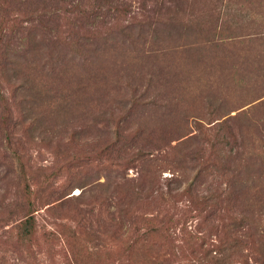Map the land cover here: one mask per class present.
Returning a JSON list of instances; mask_svg holds the SVG:
<instances>
[{
    "label": "rangeland",
    "instance_id": "374dc122",
    "mask_svg": "<svg viewBox=\"0 0 264 264\" xmlns=\"http://www.w3.org/2000/svg\"><path fill=\"white\" fill-rule=\"evenodd\" d=\"M38 2L0 0V117L7 114L0 123V264H143L136 252L121 251V240L106 239V214L113 213L117 220L118 207L113 195L102 199L106 180L121 173L136 177L147 157L163 160L182 125L192 132L193 123H260L264 104L223 115L229 104L206 115L210 108L199 86L208 81V90L229 92L217 85L233 75L230 29L264 30L259 23L233 20L239 19L238 10L256 12L263 19L264 0H52L44 3L52 6L46 12ZM30 8L36 11L33 18H42V13L50 17L46 25L58 35L90 34L99 39L92 65L83 70L91 87L81 90L67 110L55 106L48 123H18L22 94L11 89L1 64L9 32L25 25ZM139 21L145 24L136 26ZM109 32L116 43H104ZM139 33L144 38L138 39ZM94 68L99 71L97 79L89 78L88 71ZM241 108L249 111L240 120L230 118ZM137 153L144 159L126 168L124 159ZM43 175L49 181L45 189ZM161 175L168 176L169 170ZM72 177L99 192L97 203L71 200L63 208L56 206L59 200L54 199L64 191L68 193L62 199L80 191L72 186ZM26 183L39 189L34 228L27 236L18 225ZM188 223L192 228L196 219ZM174 231L158 264L184 261V235L177 226Z\"/></svg>",
    "mask_w": 264,
    "mask_h": 264
},
{
    "label": "trees",
    "instance_id": "16d2710c",
    "mask_svg": "<svg viewBox=\"0 0 264 264\" xmlns=\"http://www.w3.org/2000/svg\"><path fill=\"white\" fill-rule=\"evenodd\" d=\"M36 1L44 4L52 0ZM51 8L46 3L42 10ZM35 13L30 8L25 25L9 32L1 62L7 83L14 92L22 94L18 123H48L56 114L55 106L67 110L74 104L79 92L91 87L83 70L92 65L93 54L98 51L97 36L58 35L55 28L46 25L50 17L47 19L42 13V18L36 19L32 16ZM255 16L256 12L238 10L239 19L233 22L237 24L244 19L264 26V18ZM145 18L148 22V16ZM144 24L139 21L136 26ZM243 28L230 29L233 75L217 85L237 94L210 91L208 81L196 84L205 106L210 108L206 115L217 114L229 104L223 115L245 105L255 108L264 104V30ZM122 32L119 31L121 39ZM110 34L103 37L104 43L114 40L116 43V36ZM142 38L144 34L139 33L138 39ZM96 69L88 71L89 78L97 79ZM82 80H86V85ZM216 99L219 100L212 107ZM242 109L230 118L240 120L249 111ZM6 116L0 117V123L7 120ZM260 120V123H224V120L193 123L192 132L184 131L182 125L177 127L171 139L174 143L169 145V154L163 160L147 157L148 162L140 164L136 177L126 178L121 173L106 180L102 199L113 195L118 200L117 220L113 213L106 214V239L119 243L121 240V251L136 252L143 264H158L157 257L160 251L168 252L171 234L177 226L184 235L181 244L186 247L184 261L175 263L171 259L168 264H264V115ZM139 159H144L143 153L124 159L126 168ZM165 169L169 175L162 177ZM46 178L43 175L41 179L42 189L49 185ZM70 182L80 191L63 199L68 192L61 193L54 199L59 200L58 208L71 200L97 203L99 192H93L75 177ZM38 191L29 183L24 185L25 209L18 225L25 236L34 228ZM193 219L196 223L191 228L188 222Z\"/></svg>",
    "mask_w": 264,
    "mask_h": 264
}]
</instances>
